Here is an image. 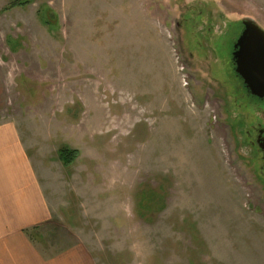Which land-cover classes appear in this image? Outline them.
<instances>
[{"label":"rangeland","instance_id":"1","mask_svg":"<svg viewBox=\"0 0 264 264\" xmlns=\"http://www.w3.org/2000/svg\"><path fill=\"white\" fill-rule=\"evenodd\" d=\"M13 1L0 0V139L26 146L49 201L38 248L84 244L97 264H264L263 162L246 136L264 106L225 70L243 19L264 29V0L4 10ZM63 146L81 154L70 168ZM146 187L164 195L151 223L136 208Z\"/></svg>","mask_w":264,"mask_h":264},{"label":"crops","instance_id":"2","mask_svg":"<svg viewBox=\"0 0 264 264\" xmlns=\"http://www.w3.org/2000/svg\"><path fill=\"white\" fill-rule=\"evenodd\" d=\"M22 147L12 132L0 139V264H97L84 244L53 256L38 248L32 233L49 220L51 207Z\"/></svg>","mask_w":264,"mask_h":264},{"label":"water","instance_id":"3","mask_svg":"<svg viewBox=\"0 0 264 264\" xmlns=\"http://www.w3.org/2000/svg\"><path fill=\"white\" fill-rule=\"evenodd\" d=\"M242 24L234 51L237 74L253 96L264 99V29L251 18Z\"/></svg>","mask_w":264,"mask_h":264},{"label":"trees","instance_id":"4","mask_svg":"<svg viewBox=\"0 0 264 264\" xmlns=\"http://www.w3.org/2000/svg\"><path fill=\"white\" fill-rule=\"evenodd\" d=\"M31 3L29 0H14L4 10H12L18 7H26ZM46 20L51 25L55 20H52V13L49 9L46 10ZM49 17V19H48ZM79 150L71 149L68 146H63L58 151V156L62 164L66 168L73 166L75 161L80 157ZM164 202V195L160 190L153 189L152 187H146L141 190L137 196L136 208L138 213L149 223L153 222V216L155 211H160ZM148 212V214H147Z\"/></svg>","mask_w":264,"mask_h":264},{"label":"flooded vegetation","instance_id":"5","mask_svg":"<svg viewBox=\"0 0 264 264\" xmlns=\"http://www.w3.org/2000/svg\"><path fill=\"white\" fill-rule=\"evenodd\" d=\"M240 34L232 39V47L230 49V55L227 57V62L225 63V70L227 71V75L231 79L232 84L237 86L238 94H240V97L245 104L251 105L252 107L264 106V99H259L258 97L253 96L242 78L237 74V65L236 60L234 59V51ZM224 60L223 62H225ZM246 136L250 145L260 152L263 162L262 169L264 172V113L259 122H252L250 124V127L246 132Z\"/></svg>","mask_w":264,"mask_h":264}]
</instances>
